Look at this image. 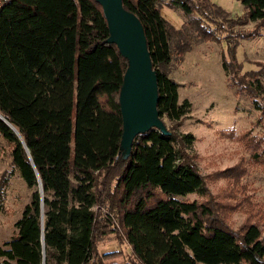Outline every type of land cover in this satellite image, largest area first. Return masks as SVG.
Listing matches in <instances>:
<instances>
[{
    "label": "trees",
    "instance_id": "16d2710c",
    "mask_svg": "<svg viewBox=\"0 0 264 264\" xmlns=\"http://www.w3.org/2000/svg\"><path fill=\"white\" fill-rule=\"evenodd\" d=\"M161 1L122 0L144 30L158 114L172 123L167 134L153 128L135 136L126 158L119 91L127 61L105 41L109 31L100 4L7 0L0 6V139L10 146L13 172L32 189L15 233L0 246V264L106 263L97 246L113 214L134 264H264L263 215L239 194L246 173L241 160L220 173L227 183L212 202L190 154L195 137L176 130L191 104L179 100L180 84L169 76L174 56L189 50L192 31L205 41L222 38L228 86L249 95L262 136L221 133L240 141L264 169V84L253 71L241 73L233 39L235 27L248 23L254 34L263 33L264 0H238L245 12L236 17L210 0H167L184 15L179 28L162 16ZM194 193L207 199L186 198ZM235 196L240 199L226 202ZM232 211L245 215L238 231L225 220Z\"/></svg>",
    "mask_w": 264,
    "mask_h": 264
},
{
    "label": "rangeland",
    "instance_id": "374dc122",
    "mask_svg": "<svg viewBox=\"0 0 264 264\" xmlns=\"http://www.w3.org/2000/svg\"><path fill=\"white\" fill-rule=\"evenodd\" d=\"M210 1L227 11L230 17L241 16L245 12L238 0ZM159 7L164 18L174 27H181L185 18L180 9L170 8L167 0H162ZM254 26L253 23H248L235 27L239 30L238 35L233 36L237 41L236 58L241 64V73L253 71L264 84V31L254 34ZM243 31L246 32V37L240 36ZM224 35L220 33L219 37ZM187 41L190 44L189 50L182 57L175 55L169 66V76L180 84L179 100H188L191 104L189 112L176 130L178 133H191L195 137L190 154L197 170L206 179L212 202L219 200V193L227 183L226 179L220 177V173L233 168L241 160L239 164L246 173L241 177L240 183V186H245L244 193L239 191V194L249 196L257 204L264 220V169L261 164L250 160V151L240 141L228 137V134L222 136L221 133L233 129L234 136L238 137L244 131L251 130L256 138L261 137L262 127L256 124L258 111L247 93L236 94L228 86L227 75L221 66L222 55L227 56L226 42L222 38L218 41H205L192 31ZM163 121L166 127L172 125L165 116ZM10 150L9 144L0 139V182L9 178L4 188L3 210H0V246L15 233L14 223L32 193L19 173L13 172ZM186 198L199 202L207 199L195 193ZM239 199L238 196L234 200L226 198V202L233 204ZM213 209L217 212L219 207ZM113 219L103 229L106 235L99 240L97 246L99 257L101 260L106 259L103 264H134L130 247L114 214ZM225 220L231 229L238 231L244 223L245 215L240 211H232ZM261 222L264 237V222ZM108 255L113 256L105 258Z\"/></svg>",
    "mask_w": 264,
    "mask_h": 264
},
{
    "label": "water",
    "instance_id": "95a60500",
    "mask_svg": "<svg viewBox=\"0 0 264 264\" xmlns=\"http://www.w3.org/2000/svg\"><path fill=\"white\" fill-rule=\"evenodd\" d=\"M95 1L102 7L107 21L109 36L105 41L115 44L127 61L119 91L122 118L120 149L126 158L135 136L153 128L165 134L168 130L158 114L157 78L140 20L135 13L124 8L122 0Z\"/></svg>",
    "mask_w": 264,
    "mask_h": 264
},
{
    "label": "built area",
    "instance_id": "2783aa9c",
    "mask_svg": "<svg viewBox=\"0 0 264 264\" xmlns=\"http://www.w3.org/2000/svg\"><path fill=\"white\" fill-rule=\"evenodd\" d=\"M7 0H0V6Z\"/></svg>",
    "mask_w": 264,
    "mask_h": 264
}]
</instances>
